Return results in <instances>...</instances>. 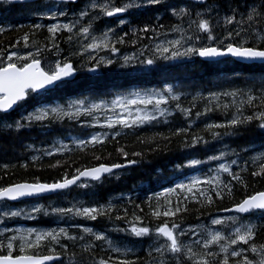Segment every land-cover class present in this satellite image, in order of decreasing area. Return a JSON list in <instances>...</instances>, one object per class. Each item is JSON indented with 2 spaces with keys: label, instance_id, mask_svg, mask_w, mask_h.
Listing matches in <instances>:
<instances>
[{
  "label": "snow or ice",
  "instance_id": "snow-or-ice-1",
  "mask_svg": "<svg viewBox=\"0 0 264 264\" xmlns=\"http://www.w3.org/2000/svg\"><path fill=\"white\" fill-rule=\"evenodd\" d=\"M78 3L80 0H0V12L15 10L37 20L55 21L46 25L34 22L30 25V31L23 32L7 49L0 47V114H6L29 99L37 100L61 87L77 71L69 56L59 58L61 48L58 34L63 33L68 34L63 39L69 47L75 43L79 48V52H71L70 56L86 55L92 61L89 71L114 62L109 56H94V53L106 50L115 56L120 51L117 44L130 42L136 45L138 40L143 39L149 43H141L136 51L119 57L122 66L139 65L144 70L159 60L199 57L204 62L246 63L248 67H259L261 71L258 77L252 74L242 79L243 87L193 95L189 101L190 107L182 106L181 93L165 84L160 89L116 95L111 100L89 102L85 97L69 103L67 110L61 106L37 107L11 123L4 122V128L14 127L19 131L31 128L36 123L42 125L45 120L65 117L80 120L81 117H88V120H80L84 126H98L107 131H93L87 139L77 137L71 140L81 150L87 145L103 144L109 136L115 139L121 135V129L140 128L158 120L167 122L173 110L188 121V126L176 127L168 135L156 133L149 140L160 139L170 143L172 137L179 136L182 138L179 141L182 149H195L198 145L207 146L213 141L219 143L222 137L236 136L242 128L264 132V0H182L181 3L120 0L119 4L114 0H88L77 10L75 6ZM145 6H158L179 22L170 24L167 31L163 30L164 25L150 26L148 23L143 28L130 27L129 40H125L127 32L117 35L113 27H105L98 35L94 34L95 23L101 18L118 16ZM159 19L157 16L156 20ZM118 23L124 25L126 20L119 18ZM45 28L46 43L38 44L35 36ZM4 32L5 28L0 27V33ZM20 41H23L24 49L31 47L34 51H20ZM45 48L57 58L48 59L44 54ZM220 58L227 59L221 61ZM173 104L174 109L170 107ZM192 109H197L194 116ZM216 113L221 115V120L211 119V114ZM204 120L208 122L204 123ZM195 122H200L202 126L192 132L190 129ZM27 147L31 149L33 145ZM223 149L203 160L187 158L185 163L174 166V170H180L209 162L213 164L207 172L187 176L173 187L157 193L154 205L148 204L151 223L147 213L139 215L132 211L129 214L128 210H121L111 200L90 205L74 201L68 207L44 206L40 203L15 207L8 203L21 201L25 197L42 199L44 194H62L73 186L88 188L102 182L105 176L115 175L116 169L137 164V160L126 159L124 164L97 163L83 169L75 168L71 176L65 171L61 178L51 182L34 177L32 181L0 186V202H3L0 203V223L4 225L0 226V264H139L141 261L133 247L85 224L73 223L52 229L7 227L9 220L34 219L40 214L65 221L74 218L123 221L125 227L114 224L112 230L149 240V247L144 249L147 258L142 264H264V190L248 193L249 185L242 175V172L249 171L250 164L251 177L264 179V145L261 150L252 149L251 155L244 148L239 153L235 149L229 150L228 145H223ZM70 150L69 144L59 142L43 150L42 154L53 156ZM117 152L124 157L129 155L123 148H117ZM131 155L140 156L142 153L132 152ZM93 158L100 160L99 156ZM30 159L35 167L39 157L32 155ZM241 159L244 160L243 165L240 164ZM60 163L57 160L48 167L55 168ZM9 167L7 163L0 165L6 176ZM19 167L26 169L28 165L21 162ZM225 176L229 179H225ZM235 185L244 189L238 200L235 199ZM170 194L176 195L174 202L169 198ZM225 198H232L230 207L217 204V201ZM152 200L153 197H149V201ZM192 204L196 206V222L187 223L185 216L192 210ZM214 207L215 213L211 211ZM133 208L143 212L141 205H133ZM114 212L117 214L113 216ZM161 217L164 219L161 220ZM254 220L259 223H254ZM70 228H78L79 234L71 233ZM258 236L261 237L259 242ZM57 247L60 251L56 250ZM42 248H46L48 254L38 252ZM17 249L19 254H16ZM153 253L156 255L153 256ZM130 255L132 259H129ZM64 257H68V260L64 261Z\"/></svg>",
  "mask_w": 264,
  "mask_h": 264
},
{
  "label": "trees",
  "instance_id": "trees-1",
  "mask_svg": "<svg viewBox=\"0 0 264 264\" xmlns=\"http://www.w3.org/2000/svg\"><path fill=\"white\" fill-rule=\"evenodd\" d=\"M15 7L16 6H14V9ZM157 16L160 17L158 21L156 20ZM19 17L25 21L30 18V15L15 10L10 11L8 15L4 12H0V19L4 21L0 23L13 27L12 30H7L0 35V47L7 49L9 44L16 42V38L19 34L16 35L14 27ZM178 22L179 21L175 18H171L170 14L166 13L162 8L158 6H149L142 10V12L135 11L134 16L130 20V24L120 30V34L127 32L128 36H125V40H129L131 38V32H129L130 27L143 28L144 25L148 23L150 26L164 25L165 27L163 30L167 31L170 24ZM105 27H112V25H107ZM105 27L102 30H105ZM25 31H30V26H23L20 32L21 36ZM63 35L64 33L62 35L58 34L61 51L66 52L68 48H70L72 52H78L77 48L74 47L76 44L74 43L72 47H69L68 43L64 41ZM148 35H152V33H148ZM46 37L47 32L46 29H44L42 32L37 33L35 39L38 41V44H43L46 43ZM141 43L147 44L149 41L143 39L138 40L136 45L131 43L126 44L128 46L130 45L129 49L132 48L135 50L140 47L139 45ZM126 44H117L116 46L119 49H124L127 47ZM19 46L23 47V41L19 42ZM28 50L34 51L31 47ZM44 54L48 59L52 58L51 51L47 48L44 49ZM123 54L127 53H122V55ZM96 56H109L112 58L111 53L106 50L100 53L98 52ZM85 57V55L70 56L69 59L72 60L78 71L74 81L54 89L50 92V95L39 98L36 104L49 103L53 99L54 104L67 106L69 103L84 99L85 97L88 98L89 102L102 99L111 100L119 94L127 95L137 90L160 89L163 88L165 84H169L174 90L181 93L182 106L190 107L189 101L192 100L193 95L206 94L208 91H222L232 87H243L244 85L241 83L242 79H246L252 74H257L258 77L261 71L259 67H248L245 64H236L232 62H204L197 57L189 59L182 58L175 61L159 60L156 64L145 67L144 70H141L139 65L122 66L117 61V58L114 57L112 58L114 60L113 64L108 66L100 65L96 70L89 71L88 68L91 66L92 61L88 60V58L85 59ZM95 74L97 75L95 76ZM197 103H200L202 106L200 101H197ZM170 107L174 109V104ZM196 110L197 109H192L193 116ZM17 118V112L4 115L0 114V163L1 165L3 163L10 165L8 169L9 174L7 176L4 174V169L0 168V186L23 180L32 181L34 177H39L41 181L51 182L61 178L63 174H65V171L71 176L75 168L83 169L85 167L95 166L97 163L122 164L126 159L137 160L138 163L121 173L117 172L115 174L116 176H106L102 182L95 183L91 187L79 188L75 186L70 190L64 191L62 194H55L51 197L35 201H25L13 206L24 207L26 204L40 203L44 206L52 204L54 206L68 207L74 201H80L90 205L97 202L105 203L111 200L118 205L121 210H128L129 214H131L132 211H136L139 215L147 213V219L150 223L153 221L150 216L148 204L152 203L154 205L157 193L162 192L164 188L170 187L178 178L184 177L183 175L188 171H193V174L196 173L201 175L207 172V167L213 166V164L209 162L195 168H183L182 174H176L174 176L175 165L185 163L187 158L194 157L203 160L208 155L217 153L218 150H224L223 145H228L229 150L235 149L238 153L241 148L247 149L248 155L252 154V149L261 150V146L264 145V132L255 128H242L236 136L222 137L219 143L213 141L207 146L198 145L195 149H182L179 146V141L182 138L179 136L172 137L170 143L160 139L149 140L148 138L154 137L156 133L168 135L169 131H174L176 127L188 126V121L185 120L178 111L173 110L167 122L158 120V122H153L151 125H144L140 128L123 129L121 135L117 136L115 139L109 136L103 144L87 145L84 150L71 146V150L66 153L54 154L53 156H38L39 159L35 162V167H33L34 162L30 159L32 155L41 154L42 149L54 145L59 139L68 136H84L86 134L83 128L84 126L79 124L80 120H83V118H80V120H70L67 118L46 120L42 122L45 128H42L40 123H36L33 124L31 128L20 129L19 131H16L14 127L12 129L3 127L4 122L11 123ZM211 119L219 121L222 117L220 114L216 113L211 114ZM203 122L206 123L208 120H204ZM201 126L202 124L200 122H195L190 131L195 132ZM93 130L104 131L105 129L98 127L91 129L88 127V133ZM140 141L147 142L141 143ZM29 144L33 145V148H28L27 146ZM117 148H123L127 151L129 153L127 156L128 158L118 153ZM132 152H140L142 155L132 156ZM94 156H99L100 160L97 161L93 158ZM57 160L61 162V164L57 166L58 168L48 167V165L54 164ZM21 162H26L28 167L26 169L20 168L19 163ZM240 164H244L243 159L240 160ZM11 165H15V167H11ZM251 170V165L249 164V171L242 172V175L249 185L247 189L248 193L264 190V179L260 177L252 178L250 175ZM225 179L229 178L225 176ZM233 184H235V182H233ZM243 192L244 189L242 186L235 185L236 200L242 197ZM121 197H123L122 200ZM149 197H153V200L149 201ZM169 198L174 202L176 200V195L170 194ZM161 202H163V197H161ZM231 202L232 198H225L222 201H217V204L222 207H230ZM136 204L141 205L143 212L133 208V205ZM195 207V204L190 205L192 210L185 216L187 223L196 222L195 217L197 213L195 212ZM211 211L215 213V207ZM115 214L117 213L114 212L113 216ZM220 215L225 214L220 213ZM163 219L164 218L161 217V220ZM201 219H205V217H201ZM81 221L94 230L105 231L111 239L128 247H133L135 254L141 257L139 264H142L143 260L147 258V253L144 251L145 248L149 247V240L147 238L141 240L112 230L114 224L119 227H125L123 221L110 222L107 218H98L95 221ZM253 222L259 223V221L255 220ZM11 225H18L22 228L52 229L57 226H67L70 224H68V221L61 218H50L40 214L35 216L34 219L20 218L9 220L7 222V227ZM1 226H4L3 223ZM70 232L79 234V229L70 228ZM260 239L261 237L258 236L257 241L259 242ZM56 250L60 251L58 247ZM69 251H71V249H69ZM77 251H79V249H77ZM38 252L48 254L46 248L39 249ZM16 254H19L18 249ZM152 255L155 256L156 254L153 253ZM132 258L133 257L130 255L129 259ZM63 259L67 261L68 257H64Z\"/></svg>",
  "mask_w": 264,
  "mask_h": 264
},
{
  "label": "rangeland",
  "instance_id": "rangeland-1",
  "mask_svg": "<svg viewBox=\"0 0 264 264\" xmlns=\"http://www.w3.org/2000/svg\"><path fill=\"white\" fill-rule=\"evenodd\" d=\"M115 1V0H114ZM167 2V1H166ZM53 22H55V21H53ZM64 22H66V21H64ZM104 26H105V20L103 19V18H101L99 21H97V27H96V31H99V30H101V29H103L104 28ZM74 47H76L78 50H79V48H78V46H76V45H74ZM72 52V50L70 49V48H68V50L66 51V52H61V54H63V55H65V56H69V58H70V53ZM66 53V54H65ZM94 56H96L97 55V53H94L93 54ZM64 57V56H63ZM63 57L62 58H60V59H63ZM55 60V59H54ZM178 60V59H177ZM65 110H67V108L65 109ZM88 118V117H87ZM98 127V126H97ZM89 128H91V129H94L93 127H90L89 126ZM96 128V127H95ZM98 128H100V127H98ZM123 129H121L120 131H122ZM93 131H97V130H93ZM93 131H91L90 133H87V135L85 136V137H83V136H81V138H85V139H87V136L89 135V134H91ZM104 131H107V129H105ZM71 140H73V139H71ZM59 143V142H58ZM66 144H69V146L70 145H74V144H72L71 143V141L69 142V143H66ZM208 168L209 167H207L206 168V170L208 171ZM192 175H198V174H196V173H194V174H192ZM191 176V175H190ZM182 180H184V179H182ZM0 225H1V223H0ZM15 227H20V226H10L9 228H15ZM22 228V227H21Z\"/></svg>",
  "mask_w": 264,
  "mask_h": 264
},
{
  "label": "water",
  "instance_id": "water-1",
  "mask_svg": "<svg viewBox=\"0 0 264 264\" xmlns=\"http://www.w3.org/2000/svg\"><path fill=\"white\" fill-rule=\"evenodd\" d=\"M192 2H195V0H192ZM220 59H222V58H220ZM244 64H246V63H244ZM73 76H74V74H73ZM73 76L72 77H70V78H67V79H72L73 78ZM128 166H131V165H126L125 167H123V168H121V169H124V168H126V167H128ZM121 169H116V170H121ZM116 170H114V171H116ZM50 195H52L51 193H49V194H44V197H46V196H50ZM30 199H37L36 197H25V198H23L21 201H23V200H30ZM17 202H20V201H10V203H17ZM54 262H52V264H53ZM46 264H50V262H46Z\"/></svg>",
  "mask_w": 264,
  "mask_h": 264
},
{
  "label": "bare ground",
  "instance_id": "bare-ground-1",
  "mask_svg": "<svg viewBox=\"0 0 264 264\" xmlns=\"http://www.w3.org/2000/svg\"><path fill=\"white\" fill-rule=\"evenodd\" d=\"M150 25V24H149ZM15 37V36H14ZM130 43V42H129ZM125 45V44H124ZM127 45V44H126ZM128 46V45H127ZM130 46V45H129ZM129 46H128V48H129ZM124 47V46H123ZM132 49V48H131ZM130 49V50H131ZM62 52V51H61ZM48 53H50V52H48ZM66 54V53H65ZM161 63V62H160ZM118 66V65H117ZM197 67H199V66H197ZM190 70H191V68H190ZM179 73H180V71H179ZM97 74H95V76H96ZM251 76V75H250ZM179 77V76H178ZM111 79V78H110ZM164 82V81H163ZM103 90V89H102ZM135 90V89H134ZM92 91V90H91ZM117 91H118V89H117ZM138 91V90H137ZM120 93V92H119ZM127 93V92H126ZM120 95V94H119ZM100 99V98H99ZM186 104V103H185ZM44 130V129H43ZM50 136V135H49ZM53 138H54V136H53ZM48 140H50V139H48ZM179 140V139H178ZM223 143V142H222ZM221 143V144H222ZM224 144V143H223ZM263 144V143H262ZM216 152V151H215ZM216 154V153H215ZM128 158V157H127ZM130 158V157H129ZM66 160V159H65ZM49 162V161H48ZM64 162V161H63ZM4 164V163H3ZM61 164V163H60ZM151 164V163H150ZM0 165H1V163H0ZM59 166V165H58ZM69 166V165H68ZM58 168V167H57ZM65 168H67V167H65ZM64 168V169H65ZM158 168V167H157ZM63 173H64V170H63ZM31 175V174H30ZM56 175V174H55ZM64 175V174H63ZM57 177V176H56ZM82 195H84V194H82ZM104 202V201H103Z\"/></svg>",
  "mask_w": 264,
  "mask_h": 264
},
{
  "label": "flooded vegetation",
  "instance_id": "flooded-vegetation-1",
  "mask_svg": "<svg viewBox=\"0 0 264 264\" xmlns=\"http://www.w3.org/2000/svg\"><path fill=\"white\" fill-rule=\"evenodd\" d=\"M16 34H18V30L16 31ZM0 35H1V33H0ZM139 46H140V45H139ZM136 50H137V49H135V50H134V49H131V50H130V49L128 48V46H127V47H125L124 49H122V52H123V53H131V52L136 51Z\"/></svg>",
  "mask_w": 264,
  "mask_h": 264
}]
</instances>
